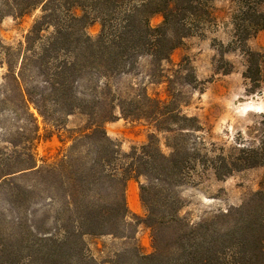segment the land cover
I'll list each match as a JSON object with an SVG mask.
<instances>
[{"label": "trees", "instance_id": "obj_1", "mask_svg": "<svg viewBox=\"0 0 264 264\" xmlns=\"http://www.w3.org/2000/svg\"><path fill=\"white\" fill-rule=\"evenodd\" d=\"M13 3L14 15L19 18L42 6L43 15L26 37L27 51L35 41L45 38L41 35L42 27L48 26L50 18L61 10L70 22H82L88 12H94L102 28L95 39L84 33L72 38L57 28L43 43L44 53L56 58L62 56L59 60L55 58L52 65L54 104L66 109L67 115L78 112L88 117L86 129L90 133L79 136L74 144L89 140L95 145V153L89 167L80 169L69 163L64 198L68 214L65 220H57L58 236L38 234L36 240L43 245L32 243L30 254L25 256L19 243H0V264H93L86 255L83 237L113 235L114 228L125 224L128 214L125 188L134 175L150 180V184L140 186V197L147 210L145 223L152 230L154 253L139 257L140 264H264L263 191L252 194L238 208L213 214L194 224L179 216L182 203L172 191L178 184L190 181L195 173L203 175L210 171L217 180H222L234 172L264 166V114L242 143L217 148L196 138L198 143L190 144V134L200 131V127L194 118L181 114L180 105L173 97L161 101L149 97L142 88L131 87V97L121 98L110 84L112 79L130 74L141 59L147 64L145 77L156 84L162 79L169 84L161 64L183 38L201 34L214 24L216 17L210 0H21L18 3L13 0ZM51 3L54 5L47 9ZM231 3L233 43L238 45L246 63L243 77L256 87L261 82L264 52H252L242 44L264 31V0H231ZM77 7L83 12L81 17L68 15ZM154 13L163 16V23L157 28L149 25ZM71 43L74 44L71 49L61 48ZM86 73L97 82L88 88L93 92L90 100L67 91L66 80L73 79V85L77 86ZM13 81L16 83L17 79ZM167 90L169 93V87ZM28 98L36 104L29 93ZM38 103L40 107L36 105V110L43 114V100ZM115 109L124 118L143 119L155 132L167 134L166 145L171 153L163 154L155 135L151 134L146 145L121 154L104 131V124L112 120ZM40 181L43 185L42 178ZM100 182L107 195H110L108 191L112 193V202L93 206L86 201V193L94 183Z\"/></svg>", "mask_w": 264, "mask_h": 264}, {"label": "rangeland", "instance_id": "obj_2", "mask_svg": "<svg viewBox=\"0 0 264 264\" xmlns=\"http://www.w3.org/2000/svg\"><path fill=\"white\" fill-rule=\"evenodd\" d=\"M210 3L216 17L214 24L201 34L183 38L168 60L162 62L169 84L164 79L156 84L145 77L147 64L143 59L130 74L114 78L110 84L121 98L131 97V87L142 88L149 97L161 101L173 97L180 105L181 114L194 118L200 127V131L190 134V144H197L199 138L206 145L228 148L248 139L249 130L264 114V60L260 66L261 82L253 87L243 77L245 58L233 43L231 0H210ZM15 8L13 0H0V243H19L25 256L30 254L32 243L43 245L36 240L38 234L58 236L57 220H65L68 214L64 198L69 163L80 169L89 167L95 153V145L89 140L74 144L79 136L90 133L86 129L88 117L78 112L67 115L66 109L54 104L56 95L51 80L56 57L44 53L43 43L57 28L72 38L84 33L95 39L102 27L94 12H88L82 22H70L61 10L50 18L48 26L42 27L41 35L45 38L35 41L27 51L26 37L43 15L42 6L21 18L14 15ZM82 14L79 7L68 12L77 18ZM162 23L160 13L149 18L152 28ZM73 46L71 43L61 48ZM242 46L263 53L264 31ZM61 58L60 55L56 60ZM88 75L84 74L77 86L73 85V79L66 80L68 93L93 99L88 88L97 82ZM13 78L17 79L16 83ZM40 100L45 108L43 114L36 110ZM104 131L121 154L146 145L151 134L155 135L163 154L171 153L166 145L167 134L155 132L143 119L124 118L118 109L112 120L104 124ZM149 181L145 176L135 175L127 181V218L124 225L112 230L113 235L83 237L86 255L93 264H140L139 257L154 253L152 230L145 223L147 210L140 197V186L150 184ZM178 185L172 191L182 203L179 216L194 224L213 214L238 208L252 194L264 192V166L234 172L222 180H217L210 171L203 175L195 173L190 181ZM108 194L101 182L94 183L86 193V201L93 206L112 202V193L108 191Z\"/></svg>", "mask_w": 264, "mask_h": 264}]
</instances>
